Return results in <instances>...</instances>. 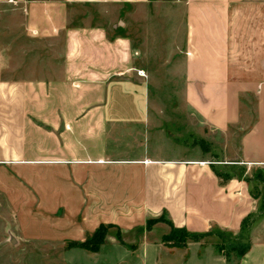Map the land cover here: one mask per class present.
I'll return each instance as SVG.
<instances>
[{
    "label": "crops",
    "instance_id": "crops-1",
    "mask_svg": "<svg viewBox=\"0 0 264 264\" xmlns=\"http://www.w3.org/2000/svg\"><path fill=\"white\" fill-rule=\"evenodd\" d=\"M13 1L0 0V262L33 238L23 192H118L199 235L258 213L240 264H264V0ZM154 5L185 85L172 111L134 54L130 12Z\"/></svg>",
    "mask_w": 264,
    "mask_h": 264
},
{
    "label": "rangeland",
    "instance_id": "rangeland-1",
    "mask_svg": "<svg viewBox=\"0 0 264 264\" xmlns=\"http://www.w3.org/2000/svg\"><path fill=\"white\" fill-rule=\"evenodd\" d=\"M159 8L154 5L144 13L130 12V28L139 67L151 74L149 87L154 102L172 111L183 103L185 85L174 68L173 36L160 38L163 31L158 18L161 11H166ZM215 167L221 170L223 181L230 177L247 179L233 166ZM45 176L38 180L40 190L48 184ZM252 193L260 195L264 213L263 180L257 182ZM23 199V223L28 225V232L34 231L33 238L22 241L21 262L0 264H240L241 252L251 244L250 233L259 216H251L247 230L238 234L214 230L192 236L178 233L166 211L144 213L139 206L127 208L126 198L118 192H23ZM177 233L183 239L180 244L164 240Z\"/></svg>",
    "mask_w": 264,
    "mask_h": 264
},
{
    "label": "trees",
    "instance_id": "trees-1",
    "mask_svg": "<svg viewBox=\"0 0 264 264\" xmlns=\"http://www.w3.org/2000/svg\"><path fill=\"white\" fill-rule=\"evenodd\" d=\"M204 148H205V147H204ZM214 168H215V166H214ZM216 173L218 174V176H221V173H219L217 170H216ZM256 179H257L258 181H259V180H263V181H264V172H263V171H259V172L257 173ZM250 218H251V217H248V218H246V219L244 220V222H243V224H242L241 232H244V231L247 230V224H248ZM101 229H102V227H100L99 230L96 231V233H95L93 239H95V238L98 236V234L100 233V230H101ZM174 229H175V230H178V231H179L178 233L186 232V233L190 234V232H188L186 229H180V228H175V227H174ZM178 233H177L175 236H174L173 234H172V235H169V236H166L164 240H165L166 242H168V241H175V243L180 244V242H181L183 239L181 238L180 234H178ZM190 235H192V236H204V235L193 234V233H191ZM178 238H179V240H178ZM249 247H250V245H249L247 248H245V249L242 250V252H241V258L247 253V251L249 250Z\"/></svg>",
    "mask_w": 264,
    "mask_h": 264
},
{
    "label": "built area",
    "instance_id": "built-area-1",
    "mask_svg": "<svg viewBox=\"0 0 264 264\" xmlns=\"http://www.w3.org/2000/svg\"><path fill=\"white\" fill-rule=\"evenodd\" d=\"M11 3L16 4L17 2H14L13 0H11ZM136 73H137L138 76H140V77H142V78H147V74H146V72L143 71V70H136ZM202 164H204V163H202ZM212 164H216V163L212 162L211 165H212Z\"/></svg>",
    "mask_w": 264,
    "mask_h": 264
}]
</instances>
